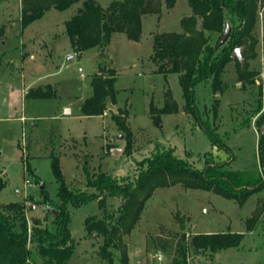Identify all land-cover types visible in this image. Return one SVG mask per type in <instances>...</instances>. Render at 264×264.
Listing matches in <instances>:
<instances>
[{"label":"rangeland","instance_id":"obj_1","mask_svg":"<svg viewBox=\"0 0 264 264\" xmlns=\"http://www.w3.org/2000/svg\"><path fill=\"white\" fill-rule=\"evenodd\" d=\"M110 1L99 3L105 7ZM78 6L63 12L51 7L43 18L22 29L21 1L0 0V181L4 183L0 205L24 201L29 203L30 223L31 218L44 217L50 222L52 208L59 204L58 184L50 168L51 148L71 188H83L84 169L110 173L117 179L134 177L136 163L150 155L155 143L174 148L175 154L197 168L203 167L208 152L214 162L227 163L232 170L259 168L257 142L264 129V0H255L254 41L248 47L242 45L243 65L231 56L218 77L221 90L216 85L214 92L212 82L195 88L197 117L186 110L179 75L158 73L150 59L154 35L181 33V21L193 16L187 0H176L171 8L162 4L160 15L143 16L138 42L118 33L102 49L89 48L83 56L66 61L75 52L64 23ZM99 66L116 72V103L103 116L85 117L79 107L92 94L90 81L100 73ZM242 71L244 81L239 79ZM47 85L53 97L24 98L25 87L28 91L27 86ZM64 108L71 110L69 116L62 114ZM121 110L133 134L130 156L123 150L113 154L105 150L124 147V133L112 118ZM256 120L262 125L256 126ZM205 121L222 137L227 150L211 146L200 126ZM25 162L38 183L26 172ZM43 189L51 207L41 201ZM107 200L109 210H116L121 202L115 197ZM68 213L73 254L67 264H107L100 252L103 238L85 229L89 217L102 218L98 202L69 205ZM224 232L243 234L239 246L214 253L197 252L190 246L196 235ZM28 247L33 252L31 261L42 264L33 242ZM110 250L112 264H122L124 256L127 264H264V190L239 205L211 191L186 190L180 185L157 188L137 224Z\"/></svg>","mask_w":264,"mask_h":264},{"label":"trees","instance_id":"obj_2","mask_svg":"<svg viewBox=\"0 0 264 264\" xmlns=\"http://www.w3.org/2000/svg\"><path fill=\"white\" fill-rule=\"evenodd\" d=\"M20 1L19 18L22 29L43 18L44 13L51 7L63 12L72 5L79 4L72 17L64 23V33L69 39L71 49L77 54H82L89 48L102 49L118 33L124 34L129 41L138 42L142 32V17L160 15L162 4L171 8L176 3V0H111L104 7L99 0ZM187 3L193 16L181 21V33L172 31L155 34L150 59L158 73L179 75L186 110L197 117L195 88L203 82H212L214 92L216 89L221 90L218 77L231 60L232 51L236 46L248 47L254 41L251 31L255 22V0H187ZM197 19L200 20L199 30L196 29ZM226 24L231 29L230 33L217 46ZM216 36L217 39L213 41ZM99 69L100 73L93 75L90 81L92 94L79 107L80 114L85 117L103 116L108 107L116 103V72L113 69L104 71L101 66ZM239 79L246 80L243 71L240 72ZM53 95V89L49 85L44 88H31L25 93L26 98L33 99L50 98ZM150 111H153L152 106ZM112 116L118 131L124 133L123 151L126 156H130L133 150V134L126 126V112L121 110L119 115ZM260 125L262 123L256 120V126ZM200 126L205 130L211 146L219 150L228 149L222 137L210 127L209 121L200 122ZM257 146L259 168L237 171L228 168L227 163L214 162L210 152L203 156V167L197 168L189 159L175 154L174 148L155 143L150 155L136 163L138 169L134 177L117 179L110 173H93L84 169L83 188H71L65 184L58 156L52 151L49 156L50 168L58 184L56 197L59 201L52 208L55 214L49 215V223L45 217L43 220L31 218L28 234L24 216L25 202L0 205V264H34L31 261L33 252L28 247L30 242H33L42 264H67L73 254V239L68 228V206L79 207L93 200L98 202L102 218L89 217L85 221V229L87 233H95L103 238L100 252L107 264H112L110 248L137 224L146 201L157 188L180 185L186 190L211 191L239 205L251 195L264 190L262 129ZM24 168L38 183L39 179L27 162ZM3 187L4 183L0 181V190ZM41 193V201L51 207V201L44 189ZM111 197L121 200L116 210H109L107 207V198ZM242 237L243 234L231 232L200 234L192 238L190 246L197 252L214 253L238 247ZM122 264H127L126 256Z\"/></svg>","mask_w":264,"mask_h":264},{"label":"built area","instance_id":"obj_3","mask_svg":"<svg viewBox=\"0 0 264 264\" xmlns=\"http://www.w3.org/2000/svg\"><path fill=\"white\" fill-rule=\"evenodd\" d=\"M76 55H77V53H74V55L68 54V56L66 57L65 60L66 61L71 60ZM79 71H81L80 68H79ZM63 114L64 115H68L69 114L68 110L67 109H64L63 110ZM105 150H107L108 153L113 154V153H121L123 149H120V148H117V147H113V146H109ZM25 183L26 184L29 183L28 179L25 180ZM28 208H29V203H26V210H25V215L24 216H25V219L27 220V227H28L27 228V232L29 234V231H30V219L28 218V215H27ZM31 208L32 209H35V206L32 205Z\"/></svg>","mask_w":264,"mask_h":264},{"label":"water","instance_id":"obj_4","mask_svg":"<svg viewBox=\"0 0 264 264\" xmlns=\"http://www.w3.org/2000/svg\"><path fill=\"white\" fill-rule=\"evenodd\" d=\"M230 32V29H229V26L226 24L225 27H224V32L222 33V35L219 37V40L217 42V46H219L227 37H228V34ZM244 48V46H240V47H237L236 49H234L231 53V56L237 60V62L240 63V66L243 65V58L241 57V50ZM264 129H262V132H263ZM41 188H43V186H41ZM53 211V214H55L54 210L52 209Z\"/></svg>","mask_w":264,"mask_h":264},{"label":"crops","instance_id":"obj_5","mask_svg":"<svg viewBox=\"0 0 264 264\" xmlns=\"http://www.w3.org/2000/svg\"><path fill=\"white\" fill-rule=\"evenodd\" d=\"M83 54H84V53L80 54V56H83ZM35 81H36V80H35ZM34 83H35V82H33V81L31 82L32 85H34ZM49 86H50V85H49ZM27 87H29V89H30V86H27ZM31 88H32V87H31ZM26 90H27V88L25 87L24 90H23L24 98H25V93L27 92ZM64 109H67V110H68L69 114L66 115V116H69L70 113H71V110H70L69 108H64ZM64 109H63V110H64ZM63 110H62V114H63ZM63 115H64V114H63ZM103 115H104V114H103ZM20 118H21V120L24 119L23 116H21ZM51 149H52V151H54L53 148H51Z\"/></svg>","mask_w":264,"mask_h":264}]
</instances>
